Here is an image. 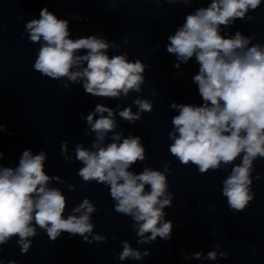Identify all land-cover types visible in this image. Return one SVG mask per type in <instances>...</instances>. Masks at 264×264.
I'll return each mask as SVG.
<instances>
[{"label":"clouds","instance_id":"9594fccd","mask_svg":"<svg viewBox=\"0 0 264 264\" xmlns=\"http://www.w3.org/2000/svg\"><path fill=\"white\" fill-rule=\"evenodd\" d=\"M183 2L187 4L188 0ZM261 2L212 0L209 6L187 15L175 34L167 37L170 41L166 48L168 53L184 63L195 57L199 64L193 82L204 102L202 106L171 105L179 109V114L172 118L179 135L169 134L174 139L169 152L182 165L197 166L201 174L210 169L218 170L222 163L231 164L243 154L242 163L235 165L223 181L222 194L227 197L230 209L236 212L244 211L253 199L249 194L253 161L264 158V46L253 44L249 47L251 37H245L240 31L225 37L220 29L221 25L228 26L236 19H243L249 9L255 10ZM26 30L30 41L43 40L33 65L42 76L53 80L67 77L72 82L83 80L85 93L92 96L115 98L121 93L126 96L129 90L140 91L145 65L139 59L130 62L127 53L110 58L107 54L109 43L95 35L70 39L68 21L58 19L47 7L40 11L39 19L26 23ZM80 50H87V53L77 55ZM84 62L86 67H81ZM179 66V63L175 65ZM73 68L78 70L73 71ZM135 103L141 112L152 111V104L147 100ZM105 112L107 116L103 115ZM96 113L101 115L94 121ZM119 115L130 122L140 119L139 113H132L130 108ZM87 122L97 134L93 144L96 150L77 146L76 158L85 165L79 170V176L85 182L94 180L110 185L116 212L129 215L137 222L140 243L155 241L157 236L171 240L173 222L164 219L163 211L171 206V195H166L165 173L145 168L137 175L128 170L145 159L140 137L126 138L119 143L120 134H114L113 142L102 147L106 134L116 125L112 110L101 104L87 116ZM5 131L7 125L0 124V132ZM61 149L67 150L66 143ZM3 155L0 151V158ZM45 160V152L33 155L30 149H25L17 168L0 166V245L18 236L22 253H27L31 244L27 238L37 234L36 226L45 230L52 241L62 232L80 236L92 232L90 214L96 209L85 199L73 209L81 215L65 219V197L58 188L47 187L51 177L44 171ZM146 185L150 186V191L145 190ZM146 233L151 235L145 236ZM143 255L149 253L146 251ZM195 256L200 258V253ZM216 257L215 251L208 253L209 259ZM128 258L139 260L142 254L125 241L119 259Z\"/></svg>","mask_w":264,"mask_h":264}]
</instances>
